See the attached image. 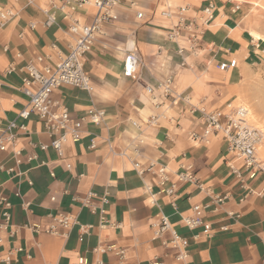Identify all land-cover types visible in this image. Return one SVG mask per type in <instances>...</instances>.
Segmentation results:
<instances>
[{
	"label": "crops",
	"instance_id": "0c3cea01",
	"mask_svg": "<svg viewBox=\"0 0 264 264\" xmlns=\"http://www.w3.org/2000/svg\"><path fill=\"white\" fill-rule=\"evenodd\" d=\"M209 1L216 4V19L204 32L200 53L186 54L190 66L182 67L183 57L177 54L176 44L166 38L172 20L162 16L161 10L189 4L190 15L194 16ZM234 1L149 0L142 5L145 14L142 19L137 18L135 10L124 6L115 8L117 19L104 25V33L83 60L93 90L88 92L63 85L52 95L76 116L90 108L102 109L106 113L104 121L100 125L85 124L82 138L78 142L68 140L60 157L50 146V136L42 122L33 113L26 120L28 132L19 137L18 147L24 148L22 162L16 163L11 147L0 152L4 168L16 170L9 173L0 169V196H6L12 203L10 229L13 231L11 235L9 231L0 230L3 239L0 264H4L6 254L17 247L23 250L13 254L10 264H75L80 257L87 258L89 264H97L98 260L103 264H119L114 253L95 251L102 245L124 248L130 262L150 264L157 257L171 264L173 251L165 248L161 239L153 237L151 228L160 211L174 229L187 238L190 252L187 264H264V175L250 178L244 171L246 186L242 187L230 171L228 163L232 157L221 135L213 136L207 145L195 144L190 139L188 132L200 129L202 124L199 117L186 111L183 102L165 106L169 119L157 126L146 123L151 114L162 109L155 108L145 85L156 84L169 74L175 75L179 92L191 95L194 101L205 99L210 108L236 103L233 94L239 73L236 69L246 68L248 61L256 59L263 50L262 42L251 34L242 5L240 10L232 12ZM48 6V0H34L33 4L28 0H0V7L16 12V16L0 28V125L12 120L24 121L18 114L29 100L23 92L21 70L28 60L50 53L52 44L67 52L72 42L68 31L71 21L62 11L56 10L53 25H44L47 16L42 8ZM94 12L90 8L77 12L74 18L88 24ZM130 48L136 49L144 62L136 77L124 75L123 57ZM231 58L237 59L236 68L218 69L221 62ZM11 63L16 70L7 73L6 68ZM94 138L97 148L90 149ZM41 143L49 145L48 148L41 149ZM262 151L260 156L264 159V144ZM30 156L32 160H28ZM133 158L141 164L155 160L173 173L182 164H192L200 180L215 192L229 196L226 209L241 216L230 218L221 212L207 211L206 218L214 229L212 236L206 237L201 228L189 229L182 221L183 216L190 213L192 204L206 203L209 197L197 187L181 183L174 208L168 196L158 193L155 177L143 178L137 173ZM67 164L71 165L70 169ZM172 179L176 180L174 174ZM145 183L153 184L159 207L151 204ZM249 189L254 193L248 192ZM91 191L98 194L93 200L97 208L101 206V197H108L104 205L108 220L105 227L100 226V214L91 212L81 201ZM52 196H56L55 201H51ZM242 197L245 199L241 202ZM59 212L73 213L80 223L71 229L67 238L35 234L25 227L29 223L47 226L51 222L48 214ZM82 224H91L92 228L80 239Z\"/></svg>",
	"mask_w": 264,
	"mask_h": 264
},
{
	"label": "built area",
	"instance_id": "2783aa9c",
	"mask_svg": "<svg viewBox=\"0 0 264 264\" xmlns=\"http://www.w3.org/2000/svg\"><path fill=\"white\" fill-rule=\"evenodd\" d=\"M18 1V0H15ZM49 6L42 8L47 18L44 22L45 26H51L56 21V10L62 11L67 18L70 19L68 31L72 35V42L69 44L67 52L60 49L57 44L51 45V52L40 54L28 60L23 70V92L29 98L27 106H25L18 114V118L24 120L18 123L16 120L9 121L6 125H0V152H11L17 164L22 162L23 147H18L19 137L21 134L28 132L26 120L31 114H36L42 122L44 129L50 136V146L56 150L60 157H63V146L68 141L78 142L83 136V128L85 124L90 123L100 125L106 113L102 109L90 108L82 115H74L63 103L55 100L53 92L63 86L70 85L82 90L91 92L93 86L91 79L87 75L83 67V60L86 54L90 53L95 47L96 42L104 33V25L117 19L115 8L126 7L135 10L139 19L144 18L145 14L142 5L149 0H48ZM30 4L34 0H28ZM232 12L240 10L242 3L234 1ZM90 8L95 10L92 21L88 24H82L74 15L80 11H86ZM216 4L209 1L200 12L191 16V8L189 4H180L177 6L167 7L161 10L162 16L172 20V25L166 33V38L170 42L176 44V52L183 57L181 66H190L187 61L186 54L198 55L202 48L203 35L205 30L211 26L216 19ZM16 16V12L12 8L0 7V28ZM8 48L5 47V50ZM161 51V48H159ZM124 75L127 77H136L139 70L144 66V62L138 51L130 48L125 51L124 57ZM238 66L237 59L231 58L221 62L217 67L221 71L234 69ZM16 67L13 63L9 64L6 72H14ZM139 77V75H138ZM1 88V82H0ZM145 91L149 95L156 109L161 111L151 114L147 118V126L155 127L162 120L169 119L167 115V107L170 105H178L183 102L187 106V112L190 115L199 117L201 122L200 129L190 130L188 132L190 139L195 144L207 145L215 135H221L227 143V153L232 157L228 165L230 171L241 182V186L245 187V174L247 172L250 178H255L259 174L264 175V159L260 156V149L264 141V130L252 124L249 121V108L244 104H236L228 102L223 107L210 108L206 106V100L194 101L192 96L179 92L176 88L175 75L169 74L158 80L156 84L147 83ZM170 100V101H169ZM167 101L170 104H167ZM185 112V111H184ZM143 140H140L142 143ZM97 140H91L90 149L97 148ZM49 145L41 143L40 148L46 149ZM138 152L137 149L135 150ZM131 158V155H128ZM33 157H28L32 160ZM134 168L141 177L152 175L156 179V185L159 192L170 198L171 205L176 208V199L179 197V184L188 183L197 187L201 192L209 197L206 203H195L190 208V213L183 216V223L189 229H202V234L210 237L213 234V226L206 218V212L224 213L230 218H239L238 212L227 210V195L215 192L204 181L200 180L194 172L192 164H182L180 169L173 173L165 164L150 160L141 164L133 158ZM67 169L71 168L70 164L66 165ZM0 169H5L0 162ZM9 173L16 172L15 168L5 169ZM176 176V180L172 179V175ZM51 176L55 174L51 172ZM32 184L31 181H29ZM152 185L145 183V191L150 195L151 204L159 207L156 196L157 192L152 191ZM248 192L254 193L249 189ZM17 195H20L17 192ZM98 198L96 192H88L81 199L84 206H87L91 212L100 214V226L105 227L108 220L105 217L104 205L108 202L106 195L101 197V206L99 208L93 205V200ZM79 200V198H76ZM242 197L240 201H244ZM56 196L51 197V201H55ZM29 204H26V206ZM12 203L6 196H0V230L9 231L13 234L11 228ZM51 222L47 226L40 223H29L25 225L33 233H45L53 236L67 238L71 229L80 224L77 216L71 212H59L56 214H48ZM92 228L91 224L80 225L81 238L87 234ZM153 237L161 239L162 245L173 251V262L171 264H187L190 257L189 242L187 238L179 234L169 221L168 217L161 211L157 214V219L151 224ZM221 229H227V226H221ZM169 234V237H165ZM197 237V236H196ZM3 239L0 237V242ZM23 248L17 247L11 249L5 256L3 263L10 264L12 256L15 252H21ZM96 252H112L117 257L119 264H138L130 262L127 257L126 250L115 245H102L95 248ZM45 264H55L46 262ZM75 264H89L88 259L80 257ZM97 264H103L102 260H98ZM150 264H165L159 258L155 257Z\"/></svg>",
	"mask_w": 264,
	"mask_h": 264
},
{
	"label": "rangeland",
	"instance_id": "374dc122",
	"mask_svg": "<svg viewBox=\"0 0 264 264\" xmlns=\"http://www.w3.org/2000/svg\"><path fill=\"white\" fill-rule=\"evenodd\" d=\"M235 1L241 2L243 9L247 12L251 34L254 38L256 39L254 32L264 37V0ZM261 42L263 51L260 52V55L256 59L248 61L246 68L240 66L236 69L239 73L236 74L233 94L236 104L254 107L259 112L263 122L261 124L251 123L264 130V42ZM262 153L261 147L260 155Z\"/></svg>",
	"mask_w": 264,
	"mask_h": 264
},
{
	"label": "bare ground",
	"instance_id": "6f19581e",
	"mask_svg": "<svg viewBox=\"0 0 264 264\" xmlns=\"http://www.w3.org/2000/svg\"><path fill=\"white\" fill-rule=\"evenodd\" d=\"M253 34H255V37H256L257 40H260V41L264 42V37L261 34H259L257 32H254ZM248 108H249V111H250V113H249V121L250 122H254V124H255V122L261 124L263 122V120L261 119V116H259V112H257L254 107H250L249 106Z\"/></svg>",
	"mask_w": 264,
	"mask_h": 264
}]
</instances>
